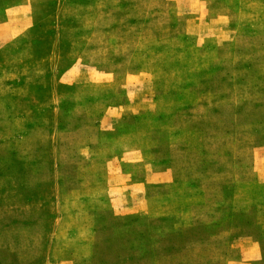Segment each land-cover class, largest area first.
Listing matches in <instances>:
<instances>
[{
    "label": "rangeland",
    "instance_id": "obj_1",
    "mask_svg": "<svg viewBox=\"0 0 264 264\" xmlns=\"http://www.w3.org/2000/svg\"><path fill=\"white\" fill-rule=\"evenodd\" d=\"M261 1L55 3L62 4L67 29L58 38L64 44L47 52L60 53L64 67L73 58L88 79L110 73L118 87L125 84L126 69L152 71L161 90H168L162 106H179L175 115L164 111L160 117L158 163L144 165L137 156L128 164L126 158L110 162L115 206L94 215V253L84 256L85 264H264V236L253 213L232 211L234 181L264 178V19L249 20L251 12H262ZM49 3L54 9V0H0V26H9L28 8L51 11ZM191 11L202 12L206 21L222 16L227 23L198 47L196 38L185 34ZM43 85L28 114L16 112H27L22 103L0 98V264H72L49 253L52 224L61 213L59 171L73 170L82 163L75 159L102 142L95 126L105 101L92 102L78 87L76 98L70 94L60 102L43 97ZM183 136L188 143H180ZM188 154L196 182L204 184V191L195 192L194 221L183 226L169 216L148 219L145 198L170 191L151 177L165 171L170 159L177 167L186 165ZM206 166L211 171L200 173ZM218 169L219 175L212 174ZM237 192L242 206L254 189ZM246 237L254 241L248 244Z\"/></svg>",
    "mask_w": 264,
    "mask_h": 264
},
{
    "label": "crops",
    "instance_id": "obj_2",
    "mask_svg": "<svg viewBox=\"0 0 264 264\" xmlns=\"http://www.w3.org/2000/svg\"><path fill=\"white\" fill-rule=\"evenodd\" d=\"M55 1L54 9L51 8V3L47 4L51 11L36 12L28 8L22 16L17 15L16 21H11L9 26H0V98L10 97L17 103H22L27 107V112L23 109H17L16 112L28 114L32 110V101L37 98L36 93H39L38 85L41 82L44 84L41 90L43 97H57L61 102L71 96L70 94L76 98L79 95L77 88L83 87L88 92L84 96L91 97L92 102L105 101L102 117L95 126L103 135L101 145L92 146L86 157L75 159L76 163H82L76 164L73 170L59 171L61 213L53 221V239L49 248L53 258L60 256L58 258L61 261L71 260L72 264H85L84 256L94 253V215L109 211L115 206L109 192L110 162L126 158L128 164L133 162L132 157L137 156L144 165L158 163L161 157L154 150L161 147L157 134L158 129L160 130V117L164 111L168 112V115H175L179 106L171 107L173 103L162 106L161 100L169 96L168 90H161L159 79H156L157 74L152 71L126 69L125 84L118 87V81L110 73L96 72L94 77L88 79L87 73L78 69L79 61L73 58L69 66L64 67L65 63L59 61L60 53L55 55V52H47L59 49L60 45L64 44L58 38L64 35V30L67 29L63 21L66 15L62 4H55L67 0ZM68 1H80L79 3H83L82 7H86V3L95 2ZM261 4H264V0ZM260 11V15L251 12L249 20L254 22L260 21V18L264 19V5ZM197 12L191 11V15L187 14L189 16L185 24V34L196 38L197 46L202 47L210 36L216 37L215 34L223 31L227 21L222 16L206 21L205 15L200 11L196 14ZM189 90L188 94L195 98L194 90L193 95L191 89ZM98 91L107 92L97 95L95 92ZM176 128L180 131L182 129ZM185 140L183 136L180 143H188ZM187 148L190 149L188 145ZM189 160L193 161L191 155L190 159L187 157L186 165L177 167L174 160L170 159V165L165 171L156 172V175L154 173L151 177L152 181L155 180L170 191L160 196L145 198L142 210L148 219L156 220L169 216L175 218L180 225L188 226L187 221L192 219V211L195 209V192L198 188L204 191V184L195 180L196 172L190 169ZM233 163L237 165V160ZM208 170L211 171L210 166H206L200 173L206 174ZM220 172L218 169L212 171V174L219 175ZM259 172L258 169L257 177ZM126 177L131 179L130 175ZM255 177L243 184L241 181H234L232 211L236 214L252 212L256 225L264 236V178L257 180ZM149 181H146L147 184H150ZM130 186H134L132 181ZM240 188L254 189L251 195L246 196L242 206L236 202ZM170 201L171 206H168ZM185 214L190 216V219L188 217L184 220ZM243 241L249 244L254 240L246 237ZM238 250L237 253H246L243 249Z\"/></svg>",
    "mask_w": 264,
    "mask_h": 264
}]
</instances>
